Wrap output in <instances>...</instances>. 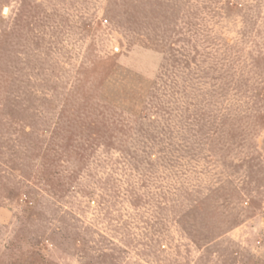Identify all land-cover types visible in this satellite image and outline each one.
Returning <instances> with one entry per match:
<instances>
[{
    "label": "rangeland",
    "instance_id": "374dc122",
    "mask_svg": "<svg viewBox=\"0 0 264 264\" xmlns=\"http://www.w3.org/2000/svg\"><path fill=\"white\" fill-rule=\"evenodd\" d=\"M0 43V264H264V0H0ZM98 57L151 80L145 111L97 105L114 126L70 190L24 185L14 128L56 154Z\"/></svg>",
    "mask_w": 264,
    "mask_h": 264
},
{
    "label": "trees",
    "instance_id": "16d2710c",
    "mask_svg": "<svg viewBox=\"0 0 264 264\" xmlns=\"http://www.w3.org/2000/svg\"><path fill=\"white\" fill-rule=\"evenodd\" d=\"M2 35L5 37V34ZM157 46H159V44ZM1 48H4V44L2 43H0V49ZM145 48L149 47L145 46ZM1 59L2 51L0 50V60ZM91 63L94 64L93 67L99 71L94 79V91L92 93H87L86 89L83 88L85 86L84 84H82V87H80V84L74 86L73 90L68 91L69 96L66 97L62 105L59 106L57 121L55 123L56 126L53 128V137L50 140L57 155L50 152L51 145L48 144V149L45 145L46 139H44V137L46 138L50 128H43L42 135L37 132L35 127L32 126L33 124H29V122L19 127V131L14 128L15 132L20 133L19 140L17 141V146H19V157L18 160L17 156H15L16 158L7 161V168L18 173L24 180L22 181L24 185H26L28 180L34 177L39 181L47 182V185L54 188L58 193L70 190L69 187H72V185L78 181L80 173L84 168L88 167V154L91 153L95 147L106 143V140L104 141L101 138L102 140L100 141L98 138L103 137L106 129L110 130L114 126L113 121L107 122L105 120L104 117L108 114L103 112L104 109L101 112L97 111V105H99V107L112 106L116 108L115 110L122 109L130 111L135 115L145 111L146 106L143 102L147 87H150L149 83L151 80L149 78L145 79V76H139V74L121 67L117 61H115L114 57L108 59L98 57L97 60L90 62V64ZM89 66L91 65L85 64L84 69H87ZM3 78L4 77L1 76L0 81L2 80V82H4L5 80ZM147 79L148 82H146ZM96 95L104 98L101 103L95 104L92 102ZM46 99L47 98H44V100ZM6 105V103L0 101L1 108ZM53 105L55 107L57 106V104ZM17 109L18 107L14 102L9 105L10 111L7 113L8 119H6L9 124L12 123L9 119L13 117L12 112L16 113ZM27 111L29 112V110ZM100 115H102L103 118H101ZM28 125L31 126V128H29ZM12 129L13 128L8 130ZM58 137L59 139H57ZM87 151H89L88 154ZM25 153H27L29 157L31 155L30 158L32 159L36 157L30 169L27 168L24 157L23 159L21 157V155ZM62 158V162H64V159L69 161L71 158L74 159V167L68 178H65L63 175L65 170H58V168H56L57 165H60L59 160ZM18 190H20V188ZM27 193V190H22L18 194L19 198L25 196Z\"/></svg>",
    "mask_w": 264,
    "mask_h": 264
}]
</instances>
